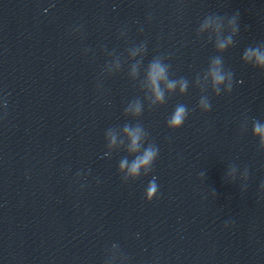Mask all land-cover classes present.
Instances as JSON below:
<instances>
[{
    "label": "clouds",
    "instance_id": "1",
    "mask_svg": "<svg viewBox=\"0 0 264 264\" xmlns=\"http://www.w3.org/2000/svg\"><path fill=\"white\" fill-rule=\"evenodd\" d=\"M225 17L209 15L200 24L197 32L198 35L204 34V29L211 23H215V32H209L208 39H214V46L219 54H223L228 48L233 46L235 37L238 33V19L239 13L227 18V25L230 29L229 34L223 35L221 27ZM132 55L135 56L138 52H143L140 59L132 65V74L139 77L140 68L146 53V44H140L129 49ZM164 57L156 56L148 64L145 69L144 78L139 81V87L144 92V100L148 102L149 108H154L166 103L167 96L177 92L180 95L187 93L189 88V81L180 77L173 79L170 77V65L164 62ZM242 60L246 64H250L255 68L264 70V43L256 46H249L243 52ZM195 86L201 90V96L198 101V107L203 112L211 110V102L209 96L205 93L211 88V91L219 96L223 90L230 93L233 88V73L230 70H225L222 55H216L210 58L208 67L204 70L202 75H197L195 79ZM143 112V103L139 98L134 99L124 109L126 116L134 119L139 118ZM189 110L184 104H177L173 113L167 121L168 128L175 130L183 126ZM253 136L260 138V143L264 146V123L259 120L253 121L252 127ZM105 139L107 141V148L119 150L123 148L129 156L134 157L129 161L128 157L120 160L118 171L122 175L125 182L128 180H135L141 176L149 174L153 170V164L156 161L159 153L158 147L155 143H147L148 133L140 123L135 125L124 124L122 129L110 128L106 132ZM108 155V153H105ZM264 187V183L261 184ZM158 194V184L156 178L149 182L145 190V198L151 202Z\"/></svg>",
    "mask_w": 264,
    "mask_h": 264
}]
</instances>
